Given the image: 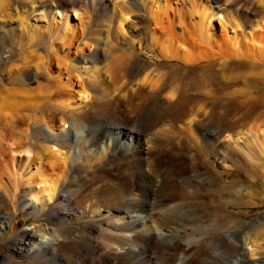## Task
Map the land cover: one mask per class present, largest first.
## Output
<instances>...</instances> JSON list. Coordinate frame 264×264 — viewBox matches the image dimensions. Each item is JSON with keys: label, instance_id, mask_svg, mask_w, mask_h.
I'll list each match as a JSON object with an SVG mask.
<instances>
[{"label": "bare ground", "instance_id": "obj_1", "mask_svg": "<svg viewBox=\"0 0 264 264\" xmlns=\"http://www.w3.org/2000/svg\"><path fill=\"white\" fill-rule=\"evenodd\" d=\"M15 1L17 2L18 0ZM19 1L32 2L25 11V14H19L16 11L14 1L0 0V30L4 35L6 31L13 30L12 28L7 30L5 27L12 18L18 21L16 22L19 26L21 25L20 27H22V29L28 27L26 18L33 15L35 9L40 10L38 16L45 17L50 26L59 24L64 27V30L69 27L71 15L78 17L77 10L73 7L75 5L73 4L75 0ZM189 1L192 8H189L188 12H185V14L183 13L182 16L178 13L179 23L183 19V16H187V23L184 25L186 29L184 30L182 28V34H176L163 26L159 31H152L151 41L158 48L159 54L165 59H175L186 65L191 64L189 66L197 65L201 60L210 62L214 58H222L220 61L224 63L231 56L247 57L251 60L250 64L238 65L239 68H242L239 72L245 73V75L255 74L264 76V0L255 1L254 10L258 14V18L255 17L252 19L249 30H238L240 29V25L235 20L234 16L227 11L223 12V7L221 5H214L211 3L214 0ZM167 2L168 0L99 1L102 9L111 13L113 27L118 29H122L127 13H129L128 11L132 8V6L131 8L129 7V4L141 6L150 15L152 20L158 23L157 21L161 20L163 11L166 12L164 7L168 4ZM136 5L134 7H136ZM68 6L71 8L65 9ZM138 8L139 7H137V9ZM162 8L164 9L163 11ZM193 18H195V20H192ZM216 23H219L220 29L224 30L226 44L230 47L229 51H227L226 48H224L226 51H223V49H215L216 47H212L213 44L210 41L209 32L214 28ZM103 25V29L100 30L93 41L94 49L90 52L89 57L92 61L105 59L115 48L114 44L119 43L113 39L115 37H109L108 31L111 25L109 23ZM155 25L157 26V24ZM102 30L105 32V36L103 37L100 36ZM240 31H243L242 34ZM49 39L47 41L45 40V46L43 44L42 49L44 54L42 56L37 54L34 57L35 59L33 58L34 61H37H35L37 64L40 61V65H42L41 67L44 71L43 75H45L46 78L49 75L47 76L45 73L47 71L49 73V66L51 63L59 67L61 61V64H64L63 66L67 65L66 59L61 60L60 57L55 54L52 49V41ZM201 41H204L203 43H205V45H200ZM127 57L120 62L121 66L125 65V68L122 69L123 71H121V73L119 72L118 78L123 79L131 73L127 67L130 62ZM257 60L259 62H256ZM83 69L86 71V76H88L90 80L93 79L91 82L99 84V86L104 84V76L101 71L104 69H101L95 64ZM142 70L141 73L135 75L136 79L132 81L134 84L136 83L135 85L137 86V88H131V94L133 95L130 94V96H125L121 102H116L115 98H109L110 96L108 98H106V96L102 97L104 95L102 94V96L97 99L95 97V100L99 101V103L95 101L96 105H93V107L80 109L81 114H91L90 120H81L73 117V109L65 111L64 108H59V111L62 112L61 114H66L67 117L70 115L72 118L69 116V119L66 118L68 120L67 123L61 121L58 124H54L51 118H47V122L44 121L46 130L43 132L47 140L50 138L53 140L52 145L36 144V141L28 145L24 138H22L26 131H21L19 126V128H17L21 132L18 131L17 128L16 130L11 129L10 131H18V133H13V135H15L13 137H9L6 134L9 137V139H7L8 137L6 136V138L5 133H3L5 128L2 130L0 128V239L8 238L11 233L15 231V225L11 217L12 214H9V212L5 210L4 195L6 194L12 196L16 206L23 211L24 217L28 214L44 212L51 207L49 211H47V219H55L59 222H63L66 221L69 216L88 213L91 214L92 218L96 217L91 220L95 221L103 218L102 221H105L106 225L109 224L114 230V232L110 230L107 231L100 224L95 228L89 229V232L86 230L68 233L62 231L63 227H56V235L50 236V233H47L49 235L42 234L43 237L39 238L37 237V232L27 228L24 229L20 235L11 238L9 245L13 252L28 254L31 261L36 260L38 257H43L49 264H88L92 259V257H88V255H94L92 249L101 246L102 252L105 247H107L108 250L111 249L115 251L111 253L110 257H106L104 264H136V262L140 260H145V255L151 254L150 250L153 249V247H159L158 245L160 244L165 246L164 250L169 249L170 252H168L175 257L178 249H181V242H186L187 244V238L179 236H181L183 231H192L194 228L185 225V223H176L174 225L165 224L164 226L158 224L146 225L145 221L150 219L154 222V217L156 215L166 220L178 218L176 222H179V220L182 222L203 215L209 216L212 214L214 217V215L218 214L215 209H206L201 213L197 210L198 208L195 207L198 203H194L192 199L197 196L199 197L201 194V191L196 190V186L198 185L205 190L204 188H209L210 182H217L219 186V191L217 192L220 193V191L225 190L226 185L222 181L223 173L214 174V178L210 179L206 175H200L201 173L194 167L192 171L190 169L191 173L185 174L178 165L177 167L173 165V160L169 158V154L166 156L165 154L167 153H163V149L167 146L162 149L159 143L154 144L155 142L152 141V139L156 138H153L148 130L151 127H155V124L157 122L159 123L160 119H165L169 116L164 115L165 113L163 109H161L163 100L166 101V106L171 108L179 105L180 100L177 96V87L168 85L171 84L172 80L169 81L167 79L162 82L160 75L151 74L149 71ZM11 71L13 70H10V72ZM142 83L148 87H142ZM129 85L133 84L129 83ZM0 88V121H2L5 120V113L8 109H13L16 107L15 105L21 104V102L16 100L19 97H22V100H24L26 95L25 92L27 91L26 89L23 90V88H18L16 86H4ZM84 91L85 87L82 86L78 91L80 99ZM84 96L83 98H85ZM24 101L26 102V100ZM25 102L23 104H25ZM38 102L39 100L36 101V103L34 102V105H38ZM50 102L49 100L46 102L45 106L47 108H50L52 104L54 105L53 102H51V104ZM61 103L62 102H60V104ZM117 103H121V106H128V108L131 109H128V111L124 113L121 111L119 121H110L100 117L107 105H116ZM69 105L64 104L63 107L69 108ZM28 116H32L31 121H34L33 127H36L41 116ZM170 118L175 121L186 123V126L184 124V130L187 129L188 132H186V134L188 133L195 148L199 149V144H202L206 149L210 148L214 136L216 135V130L211 126L203 127V125H200L202 122L201 120L197 121L198 119H195L193 110L184 112L179 116H171ZM16 120H19V118L17 117ZM6 121L5 124H10L13 119H6ZM16 122L19 124L18 121ZM16 122L14 121L15 124ZM20 122L23 123L24 121ZM28 122H30V120ZM14 123H11L12 127ZM249 123L246 130L250 134V143H257V145L261 147V153L264 156V125L257 123L256 125L254 122L253 124H255L256 127L252 130V124L251 122ZM15 124L14 126H16ZM190 125L192 127L191 129ZM202 128L205 129V133L199 131ZM236 131L240 132L241 130ZM40 134H42L40 130H35V136L37 138H39ZM234 134H236L235 131ZM256 135H258V138ZM142 137H145V143H150L147 149H142L139 145ZM255 143L253 145H255ZM196 145L199 147H196ZM33 146L34 150L31 151L30 147ZM223 153H225V151ZM79 158L82 159V161L79 162L78 165H75L74 160ZM192 159H194V156ZM144 165H146V169ZM19 169L29 174L26 176L20 175L19 177V173L21 172ZM113 170L119 171V175H121L119 176L120 178L113 175ZM99 186L106 188L110 191V194L106 195L104 193L105 196L104 194L99 195L98 190L96 196H100L101 198L96 196L90 198L91 196L89 197L88 195L96 191ZM89 192L91 193L89 194ZM87 196L89 198L86 200ZM212 196L213 197L206 196L205 200L212 199V203L215 202L213 198L216 196L213 194ZM172 197H178L180 200L174 204H165V206L163 205L164 207H162V204L166 203L165 200ZM219 201L221 200L219 199L218 203H220ZM48 205L49 207L46 208ZM225 205L226 203L224 206ZM114 214L118 215L115 216ZM137 223L142 224L140 229L134 228ZM199 229H201V227ZM195 230L196 229H194V231ZM55 232L53 234H55ZM194 233L195 232H193V234ZM204 234L201 232L202 236ZM258 234L253 237L251 236L252 238H250L249 235L246 236L243 243L246 247H244L241 245L242 238L239 232H228V230H224V232L218 233L215 242L210 243L212 244L210 248L213 249L214 257L220 258L222 264H229V261H231L232 264H264V256H260V254L257 253L261 248L260 245L264 243V241H261L262 243L260 242L261 239L257 243L258 236H260ZM184 235L186 234L184 233ZM189 237L190 236H188V238ZM194 238L196 237H192L193 241ZM98 239H105L106 243ZM201 242L203 241L201 240ZM78 243L85 249L81 255L77 254V256L74 257L71 253H67L64 250V247H70ZM220 243L221 245L225 243L227 247L233 248L235 253L230 255L215 250L219 247ZM249 244L250 248L248 246ZM262 248V250H264V245ZM152 251H154V249ZM155 255L156 254H154V256ZM167 256L169 255H166V258ZM190 256L192 257V255ZM179 257H181V255H179ZM186 258H182L179 264H196L193 260ZM211 258L208 259L206 257L199 264H218ZM151 260H153V258ZM0 264L14 263L12 262L11 256L5 257L0 254ZM142 264H147V261Z\"/></svg>", "mask_w": 264, "mask_h": 264}, {"label": "rangeland", "instance_id": "obj_2", "mask_svg": "<svg viewBox=\"0 0 264 264\" xmlns=\"http://www.w3.org/2000/svg\"><path fill=\"white\" fill-rule=\"evenodd\" d=\"M12 1L15 2L14 5L16 6V11L19 14H25L28 6L32 4L30 1ZM99 1L100 0H75L73 3L75 5L73 7L77 10V16L79 18L75 15H71L70 24L66 30H64V27L59 24H56V26H50L45 17L38 16L40 13L39 9H35L33 15L26 18V24L28 27L22 29V27H20L21 25L19 26L17 23L18 21L12 18L9 20V24L5 27L7 30L9 28H12L13 30L6 31L7 33L5 32V35L0 30V87L16 86L18 88H23V90L26 89L27 91L25 92L26 95L24 99L27 103L22 100V97H19L16 101L21 102V104L15 105L16 107L14 108L16 109H8L9 111L7 110L5 113V120L0 121L1 130L5 128V132L3 130L5 137L7 135L13 137L15 136L13 133L16 134L21 130L24 132L26 131L22 138H24L28 145L33 141H36V144L41 143L52 145L53 140H51V138L47 140V137L43 132L46 130V124L44 121L47 122V120L51 118L54 124H58L61 121L67 123V119H69L70 115L67 117L66 114H61L62 112L59 111V108H64L65 111L73 109V117L81 120H90L91 114H81L80 109L91 108L93 105H96V102L99 103V101L95 100V97L97 99L104 94L102 97L106 96V98H108L110 96L109 98H115L116 102H121L123 97L130 96L132 87L137 88L135 85L136 83L134 84L132 81L136 79L135 75L141 73L142 69L144 71H149L151 74L160 75L162 82L167 79L173 81L168 85L171 87H177V96L180 103L174 108H171L167 107L165 103L166 101L163 100L161 103V109H163V112L165 113L164 115H169V120L167 117L165 119H160L159 123L157 122L155 124L156 126L153 125L155 127L149 129L151 132L148 130L149 134L157 139H152V141L155 142L154 144L159 143L160 148L162 149L167 146L165 147L166 149H163V153H167L165 154L166 156L169 154V158L173 160V165L176 167L178 165L185 174L191 173L194 167L199 173H201L200 175H206L210 179L214 178V174L223 173L222 181L226 185V189L220 191V193L217 192L219 191L217 182H210L209 188H204L205 190L200 188V185L196 186V190L201 191V194L199 197L197 196L192 199L194 203H198L197 205L194 204L195 207L198 208L197 210L201 213L206 209H215L218 214L214 215V217L212 214L209 216L203 215L182 222H180L181 220L176 222L178 221V218H173L171 220L167 219V222L166 219H162L158 215L154 217V222L147 219L145 221L146 225L158 224L164 226L165 224L174 225L176 223H185V225L192 226L196 230L183 231L181 236H179L187 238L188 245L186 242H181V249L179 248V252L177 251V254H175L176 258L169 253V249L164 250L165 246L159 244V247H153L156 253L151 249V254L149 253L148 255H145V260H140L136 262V264H142L145 261H147V264H153L154 260V264H179L181 259L186 258L187 255L188 257L186 259H191L196 264L201 263L206 257L208 259L212 257L211 259H214L216 263L222 264L220 258L214 257L213 249L210 248L212 244L210 243L215 242L218 233L224 232V230H228V232H239L242 238L241 245L243 246L245 238L248 235L252 238L259 233L258 235L260 236H258L257 243L260 239V242L264 241V156L261 153V147H259L257 143L254 142L255 145H253V142V144L250 143V134L246 130V127L250 124L249 122L252 124V130L257 124L264 125V76H258L255 74L245 75V73L239 72L242 68H239L238 65L250 64L251 60L247 57L231 56L224 63L220 61L222 58H214L210 62L207 60H201L197 65L189 66L191 64L186 65L175 59H165L159 54L158 48L151 41L152 31H159L163 26L172 30L176 34H182L183 29H186V26L184 25L187 23V16H183V19L179 23L178 13L182 16L183 13L185 14V12H188L189 8H192L189 0H168V4L164 7L166 12H164V9L162 8L163 13L161 12V20L157 21L159 24L154 22L146 10L141 6L135 4L136 7H134L135 5L133 6L132 4H129V7L131 8L132 6L131 9L134 11L132 12L128 7L129 13H127V17L123 22L122 29L113 27L111 13L102 9ZM255 1L256 0H228L227 2V0H214L211 3L214 5H221L223 7V12L227 11L234 16L235 20L240 25V29L238 30H249L252 19L255 17L258 18V14L254 10V5L256 4ZM69 7L70 6L64 8L68 9ZM137 7L139 8L137 9ZM192 20H195V18ZM105 23H109L112 26H110L111 28L109 27V37H115L113 39L116 40L117 43L119 42V45L114 44L115 48L105 59L92 61L89 57L90 52L94 49L93 41L100 30L103 29V24ZM155 24H157V26ZM240 32L242 34L243 31ZM104 33L105 32L102 30L100 36H105ZM209 33L210 41L213 44L210 45H212V47L214 46L213 48L216 47L215 49H223V51H226L224 50V48H226L227 51H229L230 47L226 44L224 30L220 29L219 23H216ZM48 39L52 41V49L55 54L60 57L61 60L66 59L67 61L66 66H63L64 64H61V61L59 67L53 63L50 64L49 73L48 71H45V74L47 76L49 75L47 77L49 80L43 75L44 71L41 67L42 65H40V61L38 60L39 62L37 64V61L35 60V62L33 60L35 55L40 54L42 56L44 54L42 49L43 44L45 46V42ZM203 42L201 41L200 45H205ZM125 57L130 61L127 67L131 73L122 79L117 76H119V72L121 73V71H123L122 69L125 68V65L121 66L120 64L122 60L126 59ZM256 62L259 61L257 60ZM92 64L98 65L101 69H104L101 70L104 76V84L101 86L91 82L93 79L90 80L88 76H86V71L83 69L92 66ZM10 70L13 71L10 72ZM129 83L133 85H129ZM141 85L144 88L148 87L143 83ZM82 86L85 87L87 93L84 91V94L80 99L78 91ZM47 87L49 91L47 90ZM83 96L85 98H83ZM38 100V105H34V102L36 103ZM48 100L49 102L51 101L54 103L50 108L45 106ZM23 101L25 104H23ZM60 102H62L63 105L62 103L60 104ZM64 104H70L71 106L69 105V108L63 107ZM116 105H107L100 117L110 121H119L121 117L120 112L122 111L124 113L128 111V109H131L128 108V106H121V103H117ZM190 110L194 111L195 119H198L197 121L201 120L202 123H200V125H203V127L211 126L215 128L216 135L214 136L210 148L206 149V147L199 143L197 144H199L200 147L196 145L199 149L195 148L188 133L186 134V132H188L187 129L184 130L186 123L177 120L175 121L170 118L171 116L182 115V113ZM28 115H35L37 117L41 116V121L39 120L36 127H33L34 121H31L32 116L29 117ZM17 117L20 121H24L25 123L16 120ZM11 118L13 119V123L14 121L19 122V124L17 122L16 124L14 123L16 126L13 124L14 128L11 125L12 122H10V124H5L6 119L8 120ZM29 120L30 122H28ZM254 122L257 124H253ZM18 126L20 127V130L18 129ZM16 128L18 131H10L11 129L16 130ZM191 128L190 125V129ZM37 129L42 133L39 135V138L35 136V130ZM203 129L204 128L199 131L205 133V129ZM236 130L241 131L239 132ZM234 131L236 134H234ZM256 136L258 138V135ZM9 137L7 139H9ZM141 139L139 142L140 147L142 149H147L150 143H145V137H142ZM30 150L33 151L34 146L30 147ZM224 151L225 153H223ZM193 156L194 159H192ZM81 161L82 159L80 158L75 159L74 164L78 165ZM144 168L146 169V165H144ZM19 171H21L19 177L20 175L26 176L29 174L24 170L22 172V170L19 169ZM112 173L115 177L121 176L117 170H113ZM97 191L99 195H103L104 193L106 195L110 194V191L106 188L99 186L96 191H93L92 193L89 192V194L91 193L92 195L90 194L88 196H91L90 198L95 197ZM212 194L216 196L213 198L215 202L212 203V199L205 200L206 196L213 197ZM6 195H4L5 210H7L9 214H12L11 217L12 222L15 225V231H13L8 238L0 239V254L5 257L11 256L14 264H49L43 257H38L36 260L31 261L28 254L13 252L10 249L9 242L11 238L20 235L21 232L27 228L37 232V237L39 238L43 237L42 234L49 235L47 233H50V236L56 235V227H63L62 231L68 233L86 230L89 232V229L95 228L101 224L107 231L110 230L114 232L109 224L106 225L105 221H102L103 218L94 221L91 219H95L96 217L92 218L91 214L88 213L72 215L73 217L69 216L66 221L63 222H59L55 219H47V211L51 208L49 205L46 207H49V209H46L44 212L28 214L24 217L23 211L16 206L12 196H9V194ZM88 196L86 197V200L89 198ZM96 197L101 198L100 196ZM217 199L221 200L219 201L220 203H218ZM179 200L178 197L167 198V200H165L166 203H163L162 207H164L165 204H174ZM224 202L226 203L225 206ZM114 215L117 216L118 214ZM141 227L142 224L137 223L134 228L140 229ZM200 227L201 229H199ZM54 232L55 234H53ZM193 232L195 233L193 234ZM201 232L202 234H205L202 236ZM184 233L186 235H184ZM188 236H190V239ZM191 236L196 237L194 238V241ZM201 240L203 242H201ZM100 241L106 243L105 239H101ZM188 241L190 244L192 241L193 242L190 245ZM263 245L264 243L260 245L261 248L259 247V252H257L260 256H264V250H262ZM248 246L250 248V244ZM106 248L107 247L104 248L103 252L101 251V246L93 248L94 255H88V257H92L90 263L104 264L106 257H110L111 253L115 252L111 249H109V251L108 248ZM64 250L75 257L77 254L81 255L85 249L81 247L80 243H78L70 247H64ZM215 250L230 255L235 253V250L231 247H227L225 243L222 245L220 243L219 247ZM154 254L156 255L154 256ZM166 255L169 256L166 258ZM179 255H181V257H179ZM190 255L195 257L192 258ZM151 257L153 260H151ZM228 263L232 264L231 261Z\"/></svg>", "mask_w": 264, "mask_h": 264}, {"label": "water", "instance_id": "obj_3", "mask_svg": "<svg viewBox=\"0 0 264 264\" xmlns=\"http://www.w3.org/2000/svg\"><path fill=\"white\" fill-rule=\"evenodd\" d=\"M211 1V0H210Z\"/></svg>", "mask_w": 264, "mask_h": 264}]
</instances>
